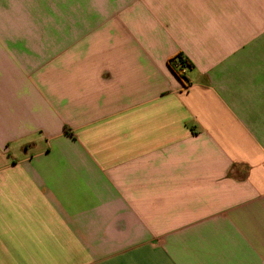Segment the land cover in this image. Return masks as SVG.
Instances as JSON below:
<instances>
[{
    "label": "crops",
    "instance_id": "crops-1",
    "mask_svg": "<svg viewBox=\"0 0 264 264\" xmlns=\"http://www.w3.org/2000/svg\"><path fill=\"white\" fill-rule=\"evenodd\" d=\"M0 264H264V0H0Z\"/></svg>",
    "mask_w": 264,
    "mask_h": 264
},
{
    "label": "trees",
    "instance_id": "trees-1",
    "mask_svg": "<svg viewBox=\"0 0 264 264\" xmlns=\"http://www.w3.org/2000/svg\"><path fill=\"white\" fill-rule=\"evenodd\" d=\"M169 65L173 72L179 77L181 80H186L185 74L183 73V69L185 66L188 68H192L193 64L189 61L188 58L183 56L182 54H179L175 58H173L170 62Z\"/></svg>",
    "mask_w": 264,
    "mask_h": 264
},
{
    "label": "built area",
    "instance_id": "built-area-1",
    "mask_svg": "<svg viewBox=\"0 0 264 264\" xmlns=\"http://www.w3.org/2000/svg\"><path fill=\"white\" fill-rule=\"evenodd\" d=\"M189 68L187 66L184 67L183 69V73L185 74V72L188 70Z\"/></svg>",
    "mask_w": 264,
    "mask_h": 264
}]
</instances>
